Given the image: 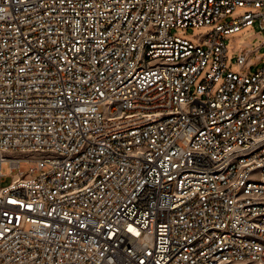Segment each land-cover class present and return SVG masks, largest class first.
<instances>
[{
  "label": "built area",
  "instance_id": "1",
  "mask_svg": "<svg viewBox=\"0 0 264 264\" xmlns=\"http://www.w3.org/2000/svg\"><path fill=\"white\" fill-rule=\"evenodd\" d=\"M256 20L264 0H0V264H264V66L224 39Z\"/></svg>",
  "mask_w": 264,
  "mask_h": 264
},
{
  "label": "rangeland",
  "instance_id": "2",
  "mask_svg": "<svg viewBox=\"0 0 264 264\" xmlns=\"http://www.w3.org/2000/svg\"><path fill=\"white\" fill-rule=\"evenodd\" d=\"M248 11L256 12L257 9L253 7H238L226 18V21H231L240 17ZM211 29V27H188L175 29L174 32L178 36L196 42L199 35L205 34ZM224 39L227 46L228 64L233 70H238L236 58L240 51H247L248 49H253L255 52L250 56L251 64L247 67V70L255 72L264 66V28H261L258 20H256L251 26L226 35ZM203 78L204 75L198 79V82H201ZM25 167L27 169L29 165H26ZM2 171L3 173L8 174L7 166L4 165ZM10 180V177H6L3 184L9 183Z\"/></svg>",
  "mask_w": 264,
  "mask_h": 264
}]
</instances>
